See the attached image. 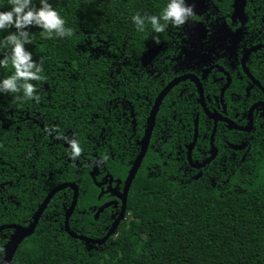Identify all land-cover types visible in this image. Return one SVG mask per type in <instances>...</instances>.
Here are the masks:
<instances>
[{
    "label": "trees",
    "instance_id": "16d2710c",
    "mask_svg": "<svg viewBox=\"0 0 264 264\" xmlns=\"http://www.w3.org/2000/svg\"><path fill=\"white\" fill-rule=\"evenodd\" d=\"M216 1L224 10L231 0ZM50 3L74 35L46 40L41 38L39 29L30 28L31 43L25 47L34 60L43 58L45 79L31 81L37 86L40 100L17 102L13 99L15 94L0 95V183L6 177L12 184L7 187V195L17 203L6 211L0 205V225L28 226L52 188L74 182L78 196L68 226L76 234L89 235L91 223L102 230V216L93 218V213L105 199L99 198L89 167L84 170L70 164L63 166V159L45 155L22 166L19 155L33 153L32 136L53 134L58 139L75 138L81 152L96 153L92 137L100 129V119L96 118L100 115L99 99H105L101 101L103 106L113 96L109 92L116 84L109 74L118 82V88L124 89L119 96L124 94L132 100L138 125L144 123L157 94L151 88L134 101L136 95L128 93L127 88L144 89L146 80L144 75L134 80L129 69L136 71L142 55L155 44L150 27L137 32L130 17L134 13L159 14L167 0ZM0 7H7V0H0ZM156 35L161 41L163 34ZM10 72V67L0 69V77ZM103 86L107 87L104 91L100 89ZM195 98L192 86L182 99L173 92L164 99L158 116L192 122L198 113V121L202 120L199 109L195 110ZM102 112L107 113L106 108ZM27 117L35 118L38 125ZM122 160H106L114 179L126 177L129 165L127 158ZM1 162L7 164L5 172H1ZM144 166L137 171L128 191L125 220L104 244L90 249L64 232L62 205L67 207L72 196L66 188L51 199L34 233L18 246L11 264H264V155L248 157L230 176L227 188L212 187L199 179L179 184L166 176H150ZM75 224L83 231L78 233ZM103 235L102 230L98 237Z\"/></svg>",
    "mask_w": 264,
    "mask_h": 264
},
{
    "label": "flooded vegetation",
    "instance_id": "af4514ba",
    "mask_svg": "<svg viewBox=\"0 0 264 264\" xmlns=\"http://www.w3.org/2000/svg\"><path fill=\"white\" fill-rule=\"evenodd\" d=\"M188 3L193 7L195 18L179 27L169 26L162 33L160 43L153 46L158 47L155 57L145 66L140 65L136 71L129 69V76L136 77L134 80L145 76L144 89L128 87L127 92L134 93L136 98L133 100L138 101L139 95L144 91L148 92L152 88L158 95L169 82L190 75L197 79L201 87L203 106L198 102L196 85L190 79L178 81L170 87L158 106L137 171L145 164L144 168L150 176H166L179 184L206 180L212 187L227 188L230 176L242 167L248 157L264 155V0H244L240 14H237L234 0L224 10L216 0ZM109 78L116 84L112 85L113 89L109 92L113 96L103 106L101 101L105 99H99L97 110L100 115H96V118L100 119V129L92 137L96 153L82 151L73 159L69 155L65 139L69 137L62 136L58 139L53 134L47 137L32 136L33 153L19 155L22 166L45 155L63 159V166L70 164L84 170L89 167V173L95 167L96 177H100V181H96L95 177L97 183L106 177L104 185H95L99 189V198H105L96 210L103 204L110 203L98 214L103 219L100 223H103L101 227L104 235L118 217L120 201L115 193L122 191L126 178L114 179L107 170L106 160L127 158V176V171L142 149L141 141L153 105L149 107L144 123L138 125L132 100L124 94L119 96L124 89L118 88V82L112 74H109ZM134 80L131 81L135 82ZM190 86L196 95L195 110L198 108L204 119L198 121V113L195 116L196 124L194 120L189 122L181 117L158 116L159 109L169 94L174 92L182 99L188 94ZM100 89L104 91L107 87ZM108 105H112L111 108H107ZM103 108H106L107 113L102 112ZM204 110L216 120L208 118ZM36 116L38 117L37 113L35 118ZM27 118L38 125L35 118ZM40 127L44 129L42 124ZM59 144L63 151L54 150L61 148ZM38 147L40 151H37ZM43 149H47V152L44 153ZM209 155H214V158L203 164ZM104 156H107L106 160L102 159ZM1 165V172H5L7 164L1 162ZM1 180L0 205L6 211L12 203H17L12 200L13 196L7 195V187L12 184L7 182L6 177ZM34 180L38 183L36 174ZM62 207L65 212L66 206ZM125 218L126 211L121 221ZM12 224L15 223L4 225ZM90 225L93 226V231L90 229L89 235H78L92 240L104 237H98L102 231L100 228L94 223ZM76 227L78 233L83 231L81 226L75 224L74 228ZM13 232L12 228L0 230V261L3 246ZM97 246L90 245V249H96Z\"/></svg>",
    "mask_w": 264,
    "mask_h": 264
},
{
    "label": "clouds",
    "instance_id": "9594fccd",
    "mask_svg": "<svg viewBox=\"0 0 264 264\" xmlns=\"http://www.w3.org/2000/svg\"><path fill=\"white\" fill-rule=\"evenodd\" d=\"M195 18L193 7L187 0H167L159 14L134 13L130 19L137 32L150 27L153 44H159L156 34L165 32L169 26H182ZM37 28L46 40L70 38L73 29L66 26L65 19L52 6L50 0H7V7H0V69L11 72L0 77V95L15 94L17 102L31 100L38 103L40 93L31 81H42V60H34L25 45L31 43L29 29ZM66 139L69 155L75 159L81 147L77 139ZM102 159L106 160L107 156Z\"/></svg>",
    "mask_w": 264,
    "mask_h": 264
},
{
    "label": "water",
    "instance_id": "95a60500",
    "mask_svg": "<svg viewBox=\"0 0 264 264\" xmlns=\"http://www.w3.org/2000/svg\"><path fill=\"white\" fill-rule=\"evenodd\" d=\"M187 2H197V0H191V1L187 0ZM243 5H244V0H234V7L237 9V14L241 13ZM157 51H158V47H152V48L148 49L140 58V65L145 66L147 63H149L155 57V55L157 54ZM184 79H190L193 83H195L196 88H197V93H198V102L200 103L201 106H203V95L201 92V87H200L197 79L194 78L193 76H190V75L181 76L179 78L174 79L173 81L169 82L158 93V95L156 96L154 103L151 107L148 118H147V125H146V129L144 132V137L141 141L142 149L140 151V154L135 158L130 169L127 171V176L124 180L122 191H119V192L117 191V193H115L118 200L120 201V211H119L118 217L113 221V223L111 224V226L107 230L104 237L99 239V240H92V239L80 236V235H78V234H76L70 230V228L68 226V221H69V218H70L71 214L73 213L75 205H76L77 196H78V188L74 182H65V183H62V184L55 186L53 189H51V191H49V193L44 197L42 202L38 205V207H37L35 213L33 214L32 219H31L30 223L28 224V226H20V225H15V224L0 226V230L5 229V228L14 229V232L9 237L8 242L3 246V256H2V259L0 261V264H11L12 258L14 256L18 246L27 237L31 236L34 233V230L37 226V223H38L43 211L46 209L48 203L50 202L51 198L57 192L64 190L66 188L70 189L72 192L71 202H70L68 207H65L64 219H63V230L67 234L68 237H70L74 240H78V241L84 243L88 248H90V245H98L99 246V245L103 244L110 236H112L115 233L119 222L124 218V214L126 211V199H127L128 191H129L131 183L135 177L137 169L140 165V162H141V159L143 156L142 154L144 152L143 150L147 144L158 106H159L162 98L164 97V95L169 90V88L172 87L176 82L184 80ZM205 114L207 115L208 118L216 120V118L213 115L209 114L207 111H205ZM194 122L196 124L197 117L194 119ZM213 158H214V155H209V157L206 159V161L203 164L208 163ZM89 176L91 177L94 185H96L97 187H101L102 185H104L107 182L106 177H104V180L102 182L97 183L95 181V177L97 176V170L95 167H93L92 171L89 173ZM109 179H111V177H109ZM119 182L120 181H118V184H119ZM109 205H110V203H106V204H103L102 206H100L95 211L94 217H97L98 214L102 211V209L106 208Z\"/></svg>",
    "mask_w": 264,
    "mask_h": 264
},
{
    "label": "rangeland",
    "instance_id": "374dc122",
    "mask_svg": "<svg viewBox=\"0 0 264 264\" xmlns=\"http://www.w3.org/2000/svg\"><path fill=\"white\" fill-rule=\"evenodd\" d=\"M69 55V54H68Z\"/></svg>",
    "mask_w": 264,
    "mask_h": 264
}]
</instances>
